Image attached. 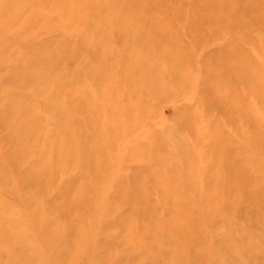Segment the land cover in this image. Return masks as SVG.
I'll return each instance as SVG.
<instances>
[{
  "label": "rangeland",
  "instance_id": "rangeland-1",
  "mask_svg": "<svg viewBox=\"0 0 264 264\" xmlns=\"http://www.w3.org/2000/svg\"><path fill=\"white\" fill-rule=\"evenodd\" d=\"M0 264H264V0H0Z\"/></svg>",
  "mask_w": 264,
  "mask_h": 264
}]
</instances>
